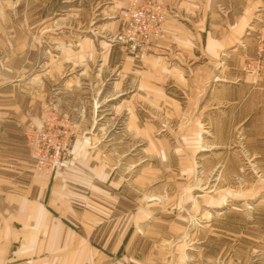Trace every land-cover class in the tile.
I'll return each instance as SVG.
<instances>
[{"label":"rangeland","instance_id":"374dc122","mask_svg":"<svg viewBox=\"0 0 264 264\" xmlns=\"http://www.w3.org/2000/svg\"><path fill=\"white\" fill-rule=\"evenodd\" d=\"M133 1L0 0L4 190L35 182L70 225L68 209L92 214L102 264H264V153L214 130L212 84L188 68L212 58L148 61L114 41ZM263 31L264 14L235 51L255 88L244 66Z\"/></svg>","mask_w":264,"mask_h":264},{"label":"crops","instance_id":"0c3cea01","mask_svg":"<svg viewBox=\"0 0 264 264\" xmlns=\"http://www.w3.org/2000/svg\"><path fill=\"white\" fill-rule=\"evenodd\" d=\"M128 1L124 0L123 5ZM166 1L170 8L168 23L162 38L143 53L144 60L149 61L159 52L163 54L158 57L166 59L168 54L177 57L180 63L185 57L212 58L214 66H192V62L188 68L195 76L192 81L205 80L208 86L212 84L214 116L221 123L214 130H224L229 137H242L247 148L254 142L255 150L264 153V88L253 87L240 62L235 61L236 46L244 38L247 26L264 14L260 0ZM121 22L120 16V27ZM251 47L254 52V46ZM146 52L150 53L144 56ZM231 55L233 60L228 58L227 64H217L219 58ZM175 67H181V72L185 68L182 64ZM5 119L6 112L0 111V201H17V208L12 212L0 209V264H102L104 254L101 239L96 241L97 223L89 219L94 217L92 214L75 210L70 213L68 209L66 212L76 217L78 225L68 224L63 219L68 216L64 210L61 215L59 211H52L42 201V193L36 192L38 188L32 194L35 182L18 196L5 192L4 187L10 181L4 173L5 156L1 155L5 147ZM20 124L17 125L20 127ZM58 195L57 199L64 200L67 193ZM44 197L46 201L49 199L48 195ZM10 214L18 223L4 219ZM86 215L90 216L86 218L90 220L88 223H85Z\"/></svg>","mask_w":264,"mask_h":264},{"label":"built area","instance_id":"2783aa9c","mask_svg":"<svg viewBox=\"0 0 264 264\" xmlns=\"http://www.w3.org/2000/svg\"><path fill=\"white\" fill-rule=\"evenodd\" d=\"M169 16L170 8L166 0L133 1L122 12L121 28L114 35V41L135 55L142 54L163 36ZM244 69L254 83L264 78V31L256 54L247 60ZM56 150L59 152L60 148ZM59 164V160L55 161L47 169Z\"/></svg>","mask_w":264,"mask_h":264}]
</instances>
